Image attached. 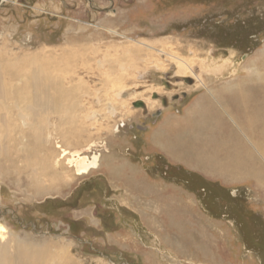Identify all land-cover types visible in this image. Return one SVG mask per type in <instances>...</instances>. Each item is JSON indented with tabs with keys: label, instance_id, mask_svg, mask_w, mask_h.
<instances>
[{
	"label": "rangeland",
	"instance_id": "rangeland-1",
	"mask_svg": "<svg viewBox=\"0 0 264 264\" xmlns=\"http://www.w3.org/2000/svg\"><path fill=\"white\" fill-rule=\"evenodd\" d=\"M26 53L65 63L55 76L87 95L78 113L43 115L40 152L37 130L0 152L11 256L44 247L55 258V247L74 264H264V0H0V54ZM124 55L126 74L95 61ZM174 55L194 74H177ZM200 90L177 125L173 109L159 115L163 96ZM154 144L191 171L155 162ZM79 158L97 164L78 174Z\"/></svg>",
	"mask_w": 264,
	"mask_h": 264
},
{
	"label": "bare ground",
	"instance_id": "bare-ground-1",
	"mask_svg": "<svg viewBox=\"0 0 264 264\" xmlns=\"http://www.w3.org/2000/svg\"><path fill=\"white\" fill-rule=\"evenodd\" d=\"M141 44L144 46L151 47V45H148L146 43H141ZM110 47L111 46H107V48ZM129 48L130 47H128V49ZM99 50L100 49L96 48L93 51L99 54L100 53V52L98 53ZM141 50L142 48L134 45V52L140 51L142 53L143 50L142 51ZM107 54L110 56V53L107 52ZM114 54H117V52ZM125 55L119 58H110V57L105 59L98 58L95 61L104 63L103 65L106 66V68L108 67L111 68L113 72L118 71L119 68L120 70H122L121 71L122 73L126 74L125 73L127 71L126 64H128V69L129 68L134 69L133 62L131 61L134 59L127 58ZM104 56L106 57V55ZM16 59L20 60L19 63ZM33 59L34 56H29V53H26L23 56L17 55L15 56V58H13L10 54L9 55L0 54V152L1 153L5 152L8 156L12 155L11 147H13V145H11V140L17 134H19L20 136H22L23 139H25L28 134L31 135L35 130H37V132H34L37 133L35 137L37 140V147L44 144L43 141L41 140V135L42 132L47 128L46 126L43 125L41 118L48 111H51L52 113H56V112L66 113L68 111L70 112L73 110L74 112L78 113L80 109L85 108L84 103L82 102L83 101L82 96L87 95V92L84 91V87L81 86V84L80 85L74 84L69 86L67 85L66 81L68 80L66 77L58 78L55 76V72L59 74H63L65 72V65H64L65 63L63 64L61 63L60 66L59 65L55 66L54 63L51 62L45 63L42 60L40 65H35L36 61L35 59L34 60ZM173 59L175 60L178 66L177 68L178 70L176 72L177 74L184 76L188 75V73L194 74V67H193V65L195 64L194 60H189L184 57H179L176 55L173 56ZM112 61H121V63L123 62V64H121L120 62H116V64L114 65L110 64V62ZM32 63H34V65L30 66V64ZM199 66L200 69H203L202 70L203 72H207V73L221 72L224 68L223 65L216 66V64L210 65L202 62L199 64ZM86 69L91 70L92 67ZM200 76L201 75H198V78L201 81V83H203L202 85H204L205 81L203 77ZM122 77L123 76H119L118 79ZM82 79L80 77L78 81ZM105 82H106L105 85L107 86L105 88L107 89L109 88L110 91H115L116 89H118V87H120L118 83H121L122 81L115 83V78H107ZM110 85H112L113 87ZM18 110L20 114L16 115L15 112ZM67 116L68 114L63 118V123L71 122L72 124H74L75 122L78 121V118L76 117L75 114H71V116L74 117H67ZM16 121L21 125L19 128L16 127ZM59 145L58 147H60L62 150L61 156H63V158L68 155L67 153H70L71 155V152H68L66 148H64L62 145L60 146ZM39 150L40 149L38 147V151ZM77 154L80 153L78 152ZM39 157L40 160H42V157L41 156ZM77 160L75 162L76 168L74 170L78 174L83 173V171H87L91 166L97 164V161L95 162V160L93 161H82L81 159L78 161ZM30 162H33V160H31ZM55 164L58 166V161H56ZM33 165L34 163L26 164V166H28L29 168L32 167ZM39 169L40 168L37 167V170ZM51 184L52 183H49L48 189L52 188ZM8 230H9L8 227H6L3 223L0 222V234H2V237L0 235V264H37V263L38 264H74V262H72V259L68 256V253H66V250L61 249L60 251H57L55 250L56 249L55 247L53 249L54 251L50 250L55 256V258L52 256L50 252L46 251L47 248L45 249L44 247L38 249L34 248V250L32 251L27 250L26 252L25 249L22 250L21 248H16L13 250V254L11 256V254L9 253L10 252L9 249L12 246L13 239L9 237L10 234Z\"/></svg>",
	"mask_w": 264,
	"mask_h": 264
},
{
	"label": "crops",
	"instance_id": "crops-1",
	"mask_svg": "<svg viewBox=\"0 0 264 264\" xmlns=\"http://www.w3.org/2000/svg\"><path fill=\"white\" fill-rule=\"evenodd\" d=\"M202 92L203 91L200 90L198 93H195L193 95V97H191L189 99L188 102L185 101L187 99H183V100L181 99V100L171 104L170 106L164 108V110L159 115L162 116L166 110L173 109L172 112H169L167 114L165 119H166V121H169V122L177 125L179 122L183 121L182 119H183L185 113H187L189 111L191 105L202 96ZM152 151L154 152V154H153L154 161L165 164L167 167L166 168L167 170L173 169V172L191 171L188 167L181 164L180 162L177 163L176 161H174V163H172L169 160L168 156L165 154V152L158 145L154 144L152 146ZM189 175L190 176L197 175L198 177L202 178L204 181H205V179H207L205 176L200 175L198 173H194V172H191ZM235 197H239V196H235Z\"/></svg>",
	"mask_w": 264,
	"mask_h": 264
},
{
	"label": "flooded vegetation",
	"instance_id": "flooded-vegetation-1",
	"mask_svg": "<svg viewBox=\"0 0 264 264\" xmlns=\"http://www.w3.org/2000/svg\"><path fill=\"white\" fill-rule=\"evenodd\" d=\"M172 84L171 82H168V84ZM193 82H191L190 84H192ZM169 84V85H170ZM174 88L171 86L170 88H169V91H172ZM182 94L183 95H179V94H176L173 98H172V100H170V101H168V99H167V97H165V96H163V100L162 99H159V100H161L162 101V103L163 104H165V108L166 107H168V106H170L171 104H173V103H175V102H177V101H179V100H183V99H186L187 97H188V94L186 93V91H182ZM169 99H170V97H169Z\"/></svg>",
	"mask_w": 264,
	"mask_h": 264
},
{
	"label": "water",
	"instance_id": "water-1",
	"mask_svg": "<svg viewBox=\"0 0 264 264\" xmlns=\"http://www.w3.org/2000/svg\"><path fill=\"white\" fill-rule=\"evenodd\" d=\"M186 81L187 82H192V79L190 80V79H188V78H186ZM135 106H142V103L141 102H137V103H135Z\"/></svg>",
	"mask_w": 264,
	"mask_h": 264
}]
</instances>
